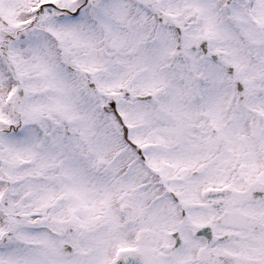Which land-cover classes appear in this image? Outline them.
<instances>
[{
  "label": "snow or ice",
  "instance_id": "obj_1",
  "mask_svg": "<svg viewBox=\"0 0 264 264\" xmlns=\"http://www.w3.org/2000/svg\"><path fill=\"white\" fill-rule=\"evenodd\" d=\"M0 264H264V0H0Z\"/></svg>",
  "mask_w": 264,
  "mask_h": 264
}]
</instances>
